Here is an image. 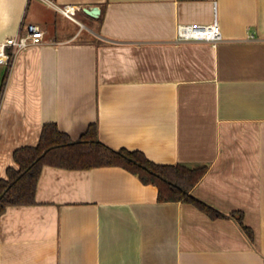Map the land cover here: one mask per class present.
<instances>
[{"label":"crops","instance_id":"0c3cea01","mask_svg":"<svg viewBox=\"0 0 264 264\" xmlns=\"http://www.w3.org/2000/svg\"><path fill=\"white\" fill-rule=\"evenodd\" d=\"M215 20L217 46L176 43ZM29 25L43 42L0 64V180L45 125L77 142L96 124L115 150L206 168L191 194L225 217L119 167L44 166L35 204L0 216V264H264V0H0V42Z\"/></svg>","mask_w":264,"mask_h":264},{"label":"trees","instance_id":"16d2710c","mask_svg":"<svg viewBox=\"0 0 264 264\" xmlns=\"http://www.w3.org/2000/svg\"><path fill=\"white\" fill-rule=\"evenodd\" d=\"M14 158L19 169H9L8 180H0V216L9 206L35 204L42 169L51 166L68 170L119 167L138 176L144 185L156 186L160 202H183L195 206L211 218L225 217L191 194L205 175L206 168L158 165L140 151L115 150L99 141L96 124L91 125L77 142L61 133L55 124H47L39 145L17 150ZM237 221L253 240V233L244 225L242 215Z\"/></svg>","mask_w":264,"mask_h":264},{"label":"built area","instance_id":"2783aa9c","mask_svg":"<svg viewBox=\"0 0 264 264\" xmlns=\"http://www.w3.org/2000/svg\"><path fill=\"white\" fill-rule=\"evenodd\" d=\"M74 10L65 7L62 13L68 17ZM45 33L36 25H29L25 34L8 38L0 42V64L9 66L13 57L29 48L32 45H39L43 42ZM223 41V37L217 21L211 25H179L177 30L176 43L204 42L217 46Z\"/></svg>","mask_w":264,"mask_h":264},{"label":"water","instance_id":"95a60500","mask_svg":"<svg viewBox=\"0 0 264 264\" xmlns=\"http://www.w3.org/2000/svg\"><path fill=\"white\" fill-rule=\"evenodd\" d=\"M85 12L91 16V17H94V18H98L101 11L99 8H92V9H86Z\"/></svg>","mask_w":264,"mask_h":264}]
</instances>
